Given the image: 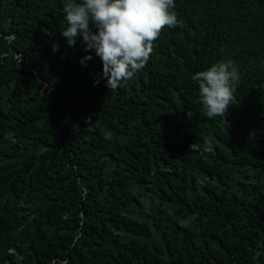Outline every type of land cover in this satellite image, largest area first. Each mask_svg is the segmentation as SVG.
Returning a JSON list of instances; mask_svg holds the SVG:
<instances>
[{"label":"trees","instance_id":"16d2710c","mask_svg":"<svg viewBox=\"0 0 264 264\" xmlns=\"http://www.w3.org/2000/svg\"><path fill=\"white\" fill-rule=\"evenodd\" d=\"M67 2L0 0V264H264V0H174L115 89ZM229 59L210 119L192 77Z\"/></svg>","mask_w":264,"mask_h":264},{"label":"clouds","instance_id":"9594fccd","mask_svg":"<svg viewBox=\"0 0 264 264\" xmlns=\"http://www.w3.org/2000/svg\"><path fill=\"white\" fill-rule=\"evenodd\" d=\"M175 7L174 0H69L63 7L67 27L61 36L69 47L79 38L86 53L94 52L102 62L106 86L115 89L147 65L163 29L179 25ZM59 49L53 42L52 51ZM92 58L84 56L80 63L86 66ZM192 78L207 117H225L240 83L238 66L222 60Z\"/></svg>","mask_w":264,"mask_h":264}]
</instances>
